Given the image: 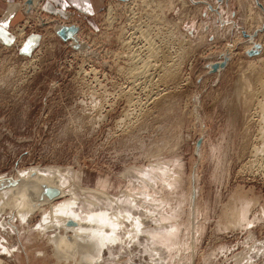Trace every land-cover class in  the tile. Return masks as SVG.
Masks as SVG:
<instances>
[{"label": "rangeland", "instance_id": "374dc122", "mask_svg": "<svg viewBox=\"0 0 264 264\" xmlns=\"http://www.w3.org/2000/svg\"><path fill=\"white\" fill-rule=\"evenodd\" d=\"M28 1L0 43V177L38 170L64 191L53 207L124 220L101 264H264V0H104L91 25ZM10 223L0 264H54Z\"/></svg>", "mask_w": 264, "mask_h": 264}, {"label": "bare ground", "instance_id": "6f19581e", "mask_svg": "<svg viewBox=\"0 0 264 264\" xmlns=\"http://www.w3.org/2000/svg\"><path fill=\"white\" fill-rule=\"evenodd\" d=\"M76 36L78 41V33ZM30 170L28 173H17L18 176L16 177H0V217H3V214L5 213L9 216L11 215L12 222H20V225L18 226L13 225L12 223H10V226L19 237L21 236L25 239L28 245L42 242L49 244L50 251L35 252L36 254L34 255L36 257H44L45 259L52 257L54 264H74L79 257H81V264H101L102 254L100 255V253H102L103 249H108V245L112 246L118 241L124 243L123 239L116 236V234L108 236L104 233L109 229L112 231L118 229L126 230L124 220L120 217L118 220L116 219L118 221L117 227L116 225L112 227L106 225V222H108L106 221V215L105 217L98 215L96 225L83 223L80 220H77L78 218H76V215L78 216L79 213L73 210L74 206L70 207V204L62 206L60 204L61 206L56 205L53 207L54 203L64 197L63 189L54 186L59 185L57 184L58 182L53 181L49 182L50 184L46 183L47 181L44 182L43 179L40 178L41 174L38 170ZM43 185L58 189L60 195L54 200H49L44 196L42 197ZM66 203L68 202L66 201ZM45 207H50V210L47 212L43 211V208ZM38 212L41 213L42 222L37 227L30 228L28 219ZM74 218H76V220ZM168 229L169 230L166 231L165 236L158 237L161 238V241L163 239L165 240L162 242H165L168 248H173L175 243L172 240V237L175 236L174 233H176V231L174 228L173 230L170 228ZM140 231L137 230V232ZM134 234H130L128 231L127 238L135 242ZM154 237H157V234H155ZM88 246L89 249H84ZM5 251L6 253L11 254L10 252H7V250ZM14 251L20 255L24 253L22 248H17Z\"/></svg>", "mask_w": 264, "mask_h": 264}, {"label": "crops", "instance_id": "0c3cea01", "mask_svg": "<svg viewBox=\"0 0 264 264\" xmlns=\"http://www.w3.org/2000/svg\"><path fill=\"white\" fill-rule=\"evenodd\" d=\"M26 0H0V43L11 45L14 40L13 27L26 18L23 3ZM104 0H44L41 10L61 21H77L80 17L90 25L95 24V17L103 9ZM102 6V7H101ZM12 36V37H11ZM10 37V38H9ZM34 36L28 38L29 42Z\"/></svg>", "mask_w": 264, "mask_h": 264}, {"label": "water", "instance_id": "95a60500", "mask_svg": "<svg viewBox=\"0 0 264 264\" xmlns=\"http://www.w3.org/2000/svg\"><path fill=\"white\" fill-rule=\"evenodd\" d=\"M36 0H29L26 4L27 7L32 8V5H35ZM79 31V27L76 25H60L55 29V33L63 40V41H71L72 46L76 50H81L83 48L82 43L77 41V33ZM258 49V47H257ZM219 67H224V65H215L214 70H217ZM201 142L198 144V148L200 147ZM43 192L42 197H46L49 200H54L60 195V191L53 187H48L46 185L42 186Z\"/></svg>", "mask_w": 264, "mask_h": 264}]
</instances>
